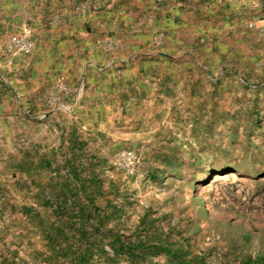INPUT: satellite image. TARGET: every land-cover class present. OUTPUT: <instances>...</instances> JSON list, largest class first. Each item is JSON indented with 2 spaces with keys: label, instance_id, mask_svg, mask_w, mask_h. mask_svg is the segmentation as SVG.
Masks as SVG:
<instances>
[{
  "label": "rangeland",
  "instance_id": "374dc122",
  "mask_svg": "<svg viewBox=\"0 0 264 264\" xmlns=\"http://www.w3.org/2000/svg\"><path fill=\"white\" fill-rule=\"evenodd\" d=\"M143 3L181 9L187 26L168 46L158 31L160 69L109 104L114 85L77 78L74 53L91 55L78 32ZM263 11L264 0H0V264H79L68 222L81 205L88 264H264ZM26 35L30 55L15 44ZM60 79L79 103L55 114L88 105L91 126L57 124L63 141L45 151L19 127L48 119Z\"/></svg>",
  "mask_w": 264,
  "mask_h": 264
},
{
  "label": "crops",
  "instance_id": "0c3cea01",
  "mask_svg": "<svg viewBox=\"0 0 264 264\" xmlns=\"http://www.w3.org/2000/svg\"><path fill=\"white\" fill-rule=\"evenodd\" d=\"M136 3L135 1L132 4ZM142 5L143 8L140 10H137L138 8H123L115 10V12L94 15L90 17L85 28L78 32L83 39L82 51H87L91 55L88 58H82L81 55L76 56L74 53L75 57L71 64L74 66L77 63L82 65L78 70L77 78L78 80L80 78L86 80L88 91H93L92 88L97 81L101 82L103 86H106L107 83L110 86L114 85L109 94V104H114L118 96L121 99L127 96L128 90L132 89L131 81L142 74L144 70L147 68L160 69L158 60L152 57L153 54L159 53L156 49V33L162 31L164 46H168L174 44V38L183 37L184 25L187 26L183 23L185 14L179 8L169 6L149 8L146 7V3ZM144 9L145 12L151 14L150 19L144 22L146 25H143L142 21L138 22L137 19L139 12ZM62 49L65 54L61 53V56L68 61L72 52L67 48ZM96 64L103 65V67L96 69ZM67 74L73 90H75L76 75L71 74V77L69 73ZM52 88L51 92L48 93L49 96L54 92L55 84ZM81 107L84 110H91L88 105L80 106L75 115L68 117L69 120L64 122L59 119L55 114L56 112H49L48 119L42 123L28 125L27 122H21L22 126L19 127L21 135H24L23 132H25L27 143L43 147L45 151L58 147L63 141V133L59 131L60 127L58 126L60 125L57 124L61 122V124H71L83 132H86L91 126L90 123H85V120L80 117L79 113L83 111ZM31 127L37 130L29 134L27 128ZM2 146L0 145V149ZM6 151H13L12 144L6 146ZM2 251L0 249V253Z\"/></svg>",
  "mask_w": 264,
  "mask_h": 264
},
{
  "label": "built area",
  "instance_id": "2783aa9c",
  "mask_svg": "<svg viewBox=\"0 0 264 264\" xmlns=\"http://www.w3.org/2000/svg\"><path fill=\"white\" fill-rule=\"evenodd\" d=\"M258 32H259L260 38L262 40H264V11H263V15H262L260 22H259V25H258ZM15 44L17 45L19 50L22 51L25 55H30L32 53L33 42H32L29 35L18 38L16 40ZM55 89L57 91V94L53 95V101H52L53 106H52V111H50V112L62 111V112L67 113V114L72 113V111H73L76 103L78 102L79 98L78 97L72 98L71 102H69V103L64 101V99H65L64 97L67 95H70L72 93V89L62 79H60L56 83ZM47 116H48V113H42V114L38 115V118L44 119Z\"/></svg>",
  "mask_w": 264,
  "mask_h": 264
},
{
  "label": "trees",
  "instance_id": "16d2710c",
  "mask_svg": "<svg viewBox=\"0 0 264 264\" xmlns=\"http://www.w3.org/2000/svg\"><path fill=\"white\" fill-rule=\"evenodd\" d=\"M79 207H80L79 209H73V211L69 213L71 217L68 222V225H69L68 227L70 231L77 230L80 233L79 239L82 241V245H84L86 248L84 251L78 254L79 264H88L89 258L91 257L90 255L92 253L93 247L95 246V244L92 241H90L89 239H86L87 228L85 227V225L89 221L88 218L91 217V212L87 213L86 210L84 209L85 208L84 205H81ZM61 208L64 209L63 206ZM57 231L63 232L60 227L57 228ZM167 250L169 251V256H171L173 254L172 250L170 248H168ZM244 264H249V263L246 262Z\"/></svg>",
  "mask_w": 264,
  "mask_h": 264
}]
</instances>
